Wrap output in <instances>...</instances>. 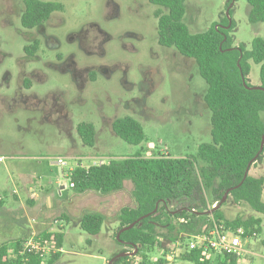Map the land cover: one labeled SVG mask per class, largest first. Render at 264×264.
Listing matches in <instances>:
<instances>
[{
    "label": "rangeland",
    "instance_id": "rangeland-1",
    "mask_svg": "<svg viewBox=\"0 0 264 264\" xmlns=\"http://www.w3.org/2000/svg\"><path fill=\"white\" fill-rule=\"evenodd\" d=\"M42 1H58L63 6L45 24L47 34L57 38L56 47L46 46L35 29L22 28L21 0H0V197L11 199L13 190L19 197L26 196L25 182L41 179L56 204L41 213L51 218L44 229L57 232L63 228L62 253L53 264H108L118 252L132 257L129 248L115 243L114 227L120 209L135 205L133 184L126 180L120 191L106 195L94 191L79 195L69 188L65 175L78 165L108 163L138 152L149 157L196 155L201 144L211 142V114L203 102L207 86L192 60L158 44L154 17L158 8L148 0ZM185 9L184 22L191 33L221 25L226 17L233 23L229 35L234 47L250 50L255 37L264 40V23L249 21L245 0H186ZM97 35L103 36L94 42ZM34 40L39 42L38 51L33 57L26 56L23 48ZM91 40L88 53L89 48L86 51L81 43ZM69 56L78 68L100 66L95 80L89 82L83 74L77 82L74 70L67 68L71 63L64 61ZM249 63L247 83L258 86L260 65ZM82 80L84 87L79 85ZM122 117L141 124L145 135L141 144L129 145L112 132V122ZM81 123L94 126L92 147L84 145L77 134ZM58 159L65 164L58 165ZM248 175L264 178V158ZM174 203L171 208L175 210L195 207L187 197ZM221 204L218 212L227 220L261 219V232L248 241V253L242 257L249 263L241 264H264V214L245 203H234L228 195ZM92 212L106 219L96 236L76 223ZM8 221L0 215L2 226ZM172 224L176 227L178 219ZM149 255L152 260L160 253ZM167 264L192 263L173 260Z\"/></svg>",
    "mask_w": 264,
    "mask_h": 264
},
{
    "label": "trees",
    "instance_id": "trees-1",
    "mask_svg": "<svg viewBox=\"0 0 264 264\" xmlns=\"http://www.w3.org/2000/svg\"><path fill=\"white\" fill-rule=\"evenodd\" d=\"M232 0H228V3ZM236 1V0H234ZM249 5V21L264 23V0H245ZM158 9L154 12L157 19V40L164 48H174L185 59L192 60L200 77L206 84L203 97L204 106L209 110L211 142L201 144L194 156L173 158L170 155L146 156L141 152L108 163L76 166L70 181L77 193L94 191L102 195L120 191L124 181L133 184L134 207L121 208L115 218L117 229L114 241L120 247L129 248L134 256L117 258L112 264H167L164 259L166 245L173 241L178 232H194L199 225L210 224V217L223 222L227 227H241L247 234L261 232V219L249 217L227 220L218 212L223 205V195L229 191L228 199L234 203H245L253 211L264 214L262 192L263 177L244 174L247 168L261 163L264 158V91L249 90L247 86L250 63L260 65V84L264 89V40L255 37L251 49L233 46V23L225 17L221 25L213 24L206 31L191 33L184 22L186 0H148ZM20 24L24 29H34L45 22L53 13L62 12L58 1L21 0ZM39 42L24 46L26 56L33 57L38 51ZM27 87L28 81L24 82ZM112 132L129 145H139L145 140L141 124L131 117H122L111 124ZM77 134L82 143L92 147L96 131L89 123L77 126ZM248 170V172H249ZM204 193L203 195H201ZM208 196L206 200L205 196ZM187 197L192 200L196 213L189 215L192 207L172 209L178 199ZM218 206L211 213L209 207ZM156 204L157 210L154 214ZM202 208V209H201ZM212 208V207H211ZM150 214V215H149ZM149 215L141 220L140 218ZM190 218L188 226L177 224L173 219ZM67 221L71 219L63 215ZM106 222L99 212L82 215L76 223L81 230L96 236ZM136 224L120 233L130 224ZM196 222V226L193 224ZM162 229V233H159ZM164 230V231H163ZM43 241H52L62 248L63 228L57 232L46 231L36 235ZM22 240L0 245V264H53L60 253L51 255L46 261L31 253H22ZM264 245V239L262 240ZM160 253L151 260V253ZM125 253L118 252L116 254ZM117 256V255H115ZM114 256V257H115ZM176 260L192 264H239L233 257L223 256L216 260L206 259L200 252L191 251Z\"/></svg>",
    "mask_w": 264,
    "mask_h": 264
},
{
    "label": "built area",
    "instance_id": "built-area-1",
    "mask_svg": "<svg viewBox=\"0 0 264 264\" xmlns=\"http://www.w3.org/2000/svg\"><path fill=\"white\" fill-rule=\"evenodd\" d=\"M57 164L63 166L65 163L62 159H58ZM73 169H69L65 175L69 178L70 188L74 187V184L70 181V175ZM216 205L217 203L213 204L211 207L214 208ZM211 207L209 206L208 211H210ZM194 213H196L194 208L187 211L189 215ZM210 220V224L205 223L199 225V227L194 229V232L180 230L176 238L167 243L164 259L170 263L181 255L191 251H197L206 259L210 260L229 256L237 259L239 264H241V262L249 263L242 259V257L248 253V241L251 239L255 240L258 236L257 232L250 231V233L247 234L241 227L230 228L223 222H216L212 217H210ZM190 222L191 220L189 217H180L178 219V223L183 225V227L188 226ZM193 224L195 226L197 225L196 222H193ZM21 247V252L23 254H34L43 262L51 255L62 253V248H58L54 242L43 241L39 238L37 239L36 236L22 240Z\"/></svg>",
    "mask_w": 264,
    "mask_h": 264
},
{
    "label": "crops",
    "instance_id": "crops-1",
    "mask_svg": "<svg viewBox=\"0 0 264 264\" xmlns=\"http://www.w3.org/2000/svg\"><path fill=\"white\" fill-rule=\"evenodd\" d=\"M31 180L32 182H25L26 196L19 197L17 191L13 190L11 199L0 197V215L9 219L5 225L0 224V245L42 234L46 232L44 228H47L50 224L51 218L41 213H47L56 204L50 198L48 191L44 189L41 179L38 178L37 183L33 178ZM32 184L34 185L32 186ZM50 184L52 183L50 182ZM61 189H64V187H61ZM82 194L79 193V195ZM115 225L114 228H117V223ZM107 234L110 237L111 233L108 232Z\"/></svg>",
    "mask_w": 264,
    "mask_h": 264
},
{
    "label": "flooded vegetation",
    "instance_id": "flooded-vegetation-1",
    "mask_svg": "<svg viewBox=\"0 0 264 264\" xmlns=\"http://www.w3.org/2000/svg\"><path fill=\"white\" fill-rule=\"evenodd\" d=\"M50 17L45 22H43L42 24L36 26L34 29L40 33V35L43 38V42H44V44L46 46L56 47L57 44H58L57 38L54 35H52L51 33L47 34V28L45 27V24L50 19ZM34 29H29V30H34ZM102 36L103 35H97L93 39V41L95 42L98 38H100V40H101ZM34 41H32L31 43H33ZM93 41L91 40L89 44H87L86 42L84 44L81 43V47L83 46V48L86 49V51L89 48V50L87 52L91 53V45L90 44H93L94 43ZM56 58L58 59V61L61 60V59L59 60V56H57ZM72 60H73V56H69V57H66L64 61L66 63H69V62L71 63L67 68L68 69L70 68V69L74 70V76H75V80L77 82H78V80H81L83 78V76H82L83 74H86L87 79L89 80V82H92L93 80H95L94 74H95L96 71H98L100 69V66H92V67L91 66H86V67H82V68L79 67L78 68V67H76L75 63L72 62ZM87 79H86V77L84 78L85 81ZM84 80L81 81L82 84H79L81 87H84V83H83Z\"/></svg>",
    "mask_w": 264,
    "mask_h": 264
},
{
    "label": "water",
    "instance_id": "water-1",
    "mask_svg": "<svg viewBox=\"0 0 264 264\" xmlns=\"http://www.w3.org/2000/svg\"><path fill=\"white\" fill-rule=\"evenodd\" d=\"M228 25L230 26V21H229V24H228ZM243 86H244L246 89H249V90H261V91H264V89H263L261 86H251V87L247 86V84H246V82H245L244 80H243ZM263 144H264V136L262 137V140H261V149H262ZM248 170H249V168H247V170L245 171L244 179H245V178L247 177V175H248ZM229 191H230V190H229ZM229 191H227V192L223 195V198H222L221 202L224 201V199H225L226 196L228 195ZM221 202H220V203H221ZM217 206H218V204H217L214 208H212V210L208 211L207 213H211L214 209L217 208ZM157 207H158V204H156V207H155L154 211L152 212V214H154V213L156 212ZM149 215H150V214H149ZM149 215H146V216L140 218L139 220H141V219H143V218H145V217H147V216H149ZM135 224H136V222L130 224L129 226H127V227H125V228H122V229L118 232V234L116 235V239L119 238V235H120L121 232H123V231H125V230H128V229H130V228H132ZM123 256H126V254H119V255L115 256L114 258H112V259L108 262V264H112L117 258H120V257H123Z\"/></svg>",
    "mask_w": 264,
    "mask_h": 264
}]
</instances>
